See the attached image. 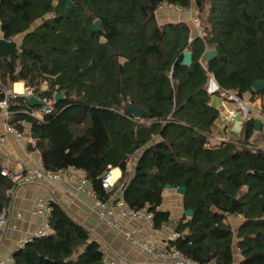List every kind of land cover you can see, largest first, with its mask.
<instances>
[{
    "label": "trees",
    "instance_id": "1",
    "mask_svg": "<svg viewBox=\"0 0 264 264\" xmlns=\"http://www.w3.org/2000/svg\"><path fill=\"white\" fill-rule=\"evenodd\" d=\"M66 1L0 0L2 36L23 35L18 53L0 58V86L22 81L51 106L37 119L23 111L34 108L23 95L9 100L7 123L21 134L28 124L34 136L26 149L39 153L44 170L81 171L101 200L113 192L101 175L118 167L126 206L152 213L154 229L169 222L159 209L165 185L184 186L182 205L193 215L175 222L169 246L213 264H234L236 247L237 264H264V147L249 146L257 139L253 118L235 138L215 140L219 113L211 104L223 90L258 96L264 117V88H252L264 81V0H70V8ZM162 2L195 9L202 35L194 36L188 14L158 24ZM96 19L101 31L93 30ZM212 48L217 54L206 62ZM185 50L190 65L181 63ZM56 92L62 99L54 102ZM16 186L0 174V212ZM49 205L48 232L15 249L12 264H102L88 229ZM227 215L242 217L236 229Z\"/></svg>",
    "mask_w": 264,
    "mask_h": 264
},
{
    "label": "crops",
    "instance_id": "2",
    "mask_svg": "<svg viewBox=\"0 0 264 264\" xmlns=\"http://www.w3.org/2000/svg\"><path fill=\"white\" fill-rule=\"evenodd\" d=\"M175 15L180 16L183 20H185V18L187 19L186 10L181 9V11L176 12ZM37 23L38 22L33 25H37ZM0 37H3L1 31ZM16 39L20 40V36ZM208 85L211 86L212 91L217 88L213 76H210ZM9 88L14 89L19 95L25 93L26 90L22 81L11 83ZM208 92L211 93L209 90ZM212 96L213 95H211V102L214 101L212 100ZM0 137V157L2 159V166L4 165L14 173L20 174L34 167L37 163H40L39 153L35 150H27L25 147L27 143H34L29 132L28 124L25 125L21 137L16 138L13 134L4 130V119L0 116ZM136 158L137 155H134L129 163V175L133 173ZM112 169L114 175L120 177L121 173L119 168L115 167ZM76 171L80 176L84 177L81 171ZM10 196L11 199L6 208L7 215L5 224L3 227H0V258L9 259L12 252L20 247L23 242L28 240L32 232L42 223L41 218L32 217L29 214V210L34 205L37 198L43 197L48 202L53 200L58 203L69 216L88 229L91 238L96 240L100 248L106 250L109 256L123 258L127 264H171L167 261L163 262L152 259L140 248L131 245L115 229L109 227L104 221L99 220L92 199L85 192H79L76 197H71L66 192L64 185L51 182L22 184L20 181H17V186L10 193ZM159 209L169 211V222L160 229L151 230L146 224L139 220L118 218V222L131 231H135L137 227L141 226L142 231L134 233L135 236L139 234H148L151 239L155 238L165 241L168 234L174 231L175 222L184 214L182 196L177 197L173 188H164L163 199ZM229 218L232 222L229 221ZM172 221H174V223ZM223 221L225 223L230 222L232 227L236 229L241 223L242 217L238 215H227ZM13 225L15 227H13ZM233 258L234 264H237L240 260L236 247H233ZM9 264H12V262L10 261Z\"/></svg>",
    "mask_w": 264,
    "mask_h": 264
},
{
    "label": "built area",
    "instance_id": "3",
    "mask_svg": "<svg viewBox=\"0 0 264 264\" xmlns=\"http://www.w3.org/2000/svg\"><path fill=\"white\" fill-rule=\"evenodd\" d=\"M164 8H168L176 12L181 11V8L172 4H168L166 2L160 3L158 9L162 10ZM194 10L195 9L191 7L187 9L186 12L188 11L187 14L189 20L194 27V36H201L202 28L199 25L198 18L195 15ZM6 40L10 41L11 39ZM0 88L3 92V97L0 99V116L4 119V130L13 134L16 138H20L21 133H19L17 128L7 123V117L9 114L8 102L10 99L19 94L14 89H10L9 87L3 89L0 86ZM30 94L33 93L30 89L26 88L25 93L22 95L26 99V97ZM37 97L44 102V105L34 106V108L30 110L25 109L23 111L32 117L42 119L43 115L51 112V106L46 97ZM218 97L220 101L217 106V110L221 117L226 120V124L220 126V136L219 138L216 137L214 139L229 140L230 128L228 127V124L234 122L237 118L241 123L249 118H253V120L255 118H259L261 119V129L258 132L255 131V133H257L258 140L256 139V141L250 143L249 146L264 147V117L260 113L261 102L258 101L256 103L254 102L255 98L250 99L249 97H241L230 90L221 91L218 94ZM259 140L261 143L257 142ZM0 174L16 183L17 181H20L22 184H29L33 182H51L54 184L64 185L66 192L71 197H76L79 192L87 193L91 197L93 205L97 210L99 220L104 221L109 227L115 229L131 245L140 248L152 259L163 262L167 261L171 264H213L198 262L195 259L185 256L173 246H169L167 241L175 239L178 236L176 231L170 232L166 240L161 241L155 238L151 239L148 234H139L138 236H135L134 233L142 231L141 226L137 227L135 231H131L123 227L118 222V218H124L126 220H139L146 224L151 230H154L152 220L153 216L152 213L145 210L135 211L126 206L122 197V190L125 182L120 181L119 177L114 175L113 169L110 167L104 171L100 177V184L102 188L107 191H113L112 194L105 200H101L96 196L89 181L85 179V177L80 176L76 170L70 168L47 171L42 168L40 163H37L34 167L27 169L20 174H16L3 165L0 169ZM50 211L51 207L45 198L39 197L36 199L34 205L29 210V214L32 217L41 218L42 223L32 232L29 239L48 232ZM6 215V210L3 209L0 212V227H3L5 224ZM13 227L15 226L13 225ZM102 253V264H127L123 258L109 256L104 249H102ZM5 263H10V258H0V264Z\"/></svg>",
    "mask_w": 264,
    "mask_h": 264
},
{
    "label": "water",
    "instance_id": "4",
    "mask_svg": "<svg viewBox=\"0 0 264 264\" xmlns=\"http://www.w3.org/2000/svg\"><path fill=\"white\" fill-rule=\"evenodd\" d=\"M72 6V2L70 0L66 1V7L70 8ZM93 30L94 31H101V23L99 19H96L93 21ZM36 25H33L32 28H34ZM23 35H20V40L16 41L17 39L14 40H6L4 37H0V58L6 57L9 55H14L17 54L19 51V45L20 41L22 39ZM217 54L216 49H207L203 53V58L206 62L210 61L213 57H215ZM181 63L184 65H190L192 63V54L191 51L185 50L182 52V59ZM252 88L255 92H260L264 88V81L262 80H257L252 84ZM54 102H57L62 99V95L59 92H56L54 94ZM26 103L30 107L34 106H41L44 105V102L39 99L36 95L30 94L26 97ZM132 112L134 113L135 116H140L142 112L135 108L132 109ZM253 129L254 131H260L261 129V119L255 118L253 120ZM32 138H34L33 135H31ZM222 171H219V174H221ZM166 189H171L173 188L176 193L180 194L181 196L184 195L186 188L184 186H171L170 184L165 185ZM184 214L187 217H191L193 215V211L191 209H186L184 210Z\"/></svg>",
    "mask_w": 264,
    "mask_h": 264
},
{
    "label": "rangeland",
    "instance_id": "5",
    "mask_svg": "<svg viewBox=\"0 0 264 264\" xmlns=\"http://www.w3.org/2000/svg\"><path fill=\"white\" fill-rule=\"evenodd\" d=\"M161 12V13H160ZM188 12V11H187ZM166 13V14H165ZM175 13H176V11H174V10H170V9H168V8H164V9H162V10H158L157 12H156V19H157V22H158V24H164V23H166V22H170V21H173V22H175V21H179L181 18H180V16H177V15H175ZM186 17V16H185ZM186 19V18H185ZM36 24V23H35ZM16 41H18V39L16 40ZM206 89H208L210 92L212 91L211 89V86H209L208 84H207V87H206ZM207 90V91H208ZM253 98H255L254 99V102H258V101H262V97L260 98V97H253ZM264 99V98H263ZM212 100H214L213 102H211V104L212 105H214L216 108H217V106H218V104H219V101H220V99H219V97L217 96V95H213L212 96ZM225 125L226 124V120L225 119H223L222 117H221V115L219 114V118H218V120H217V125H216V132L214 133V136H215V138L216 137H218L219 138V136H220V133H218V131H220V126H222V125ZM241 125H242V123L241 122H239V120H238V118L234 121V122H232V123H230V124H228V127L230 128V132H229V137L230 138H235L237 135H238V133L240 132V129H241ZM258 143H261V141L259 140V141H257ZM176 196L177 197H180L181 195L180 194H178V193H176ZM172 214H173V212H172ZM229 221L230 222H232L231 221V219L229 218ZM173 223H174V221H172ZM230 222H228L229 224H230ZM231 225V224H230ZM232 226V225H231Z\"/></svg>",
    "mask_w": 264,
    "mask_h": 264
}]
</instances>
